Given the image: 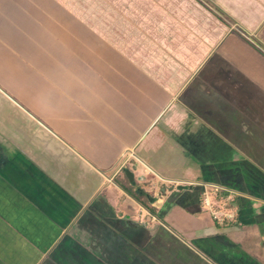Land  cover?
I'll return each instance as SVG.
<instances>
[{"label":"crops","instance_id":"1","mask_svg":"<svg viewBox=\"0 0 264 264\" xmlns=\"http://www.w3.org/2000/svg\"><path fill=\"white\" fill-rule=\"evenodd\" d=\"M165 1H135L141 70L105 55L99 86L38 100L25 48L57 12L0 0V264H264V0ZM203 183L237 193L235 221L201 206Z\"/></svg>","mask_w":264,"mask_h":264},{"label":"rangeland","instance_id":"2","mask_svg":"<svg viewBox=\"0 0 264 264\" xmlns=\"http://www.w3.org/2000/svg\"><path fill=\"white\" fill-rule=\"evenodd\" d=\"M38 1L35 0V2ZM48 1L52 5L51 8L48 6L50 8L48 12H57L56 15L50 16L53 24L55 22L63 29L58 30L57 26L48 24L47 38H52V40H48L47 45L37 38L35 32L32 33L31 46L25 48L31 52L32 76H27L26 82L19 88H26V93L27 90L32 89L37 93L39 92L37 99L42 100L52 88H55L53 91L63 92L64 89L76 86L87 87L94 78H96L99 86L103 81L104 68L106 70V65H109L105 55L106 58L109 55H115L122 60V67L118 62L110 63L109 66L115 71L123 70L126 65L141 70L136 63L135 37L138 33L150 34L152 32L147 27L146 30L141 31V23L149 22L150 18L142 19L141 12L135 11L136 0ZM162 2L167 4L165 0H144V4L147 6L152 3H155V6H162ZM223 3L225 2L223 1ZM224 19L225 21L228 20L226 17ZM236 32L240 35L249 36L247 32L245 33L239 28L234 30V33ZM119 39L124 41L120 44ZM144 46V53L150 54L152 47ZM138 49L140 50L141 47ZM17 54H19L18 51ZM94 57H96L95 60L92 59ZM46 64L49 72L47 75L49 76H45L44 69L41 70L39 67L41 65L43 68ZM68 97L71 99L73 96L68 95ZM73 100L78 102V96ZM128 157L129 154L126 152L121 156L117 169H120L119 167L125 162L127 164L122 172L135 164V159H128ZM1 169L0 171H2ZM143 186H145L146 191L152 190L151 182H144Z\"/></svg>","mask_w":264,"mask_h":264},{"label":"built area","instance_id":"3","mask_svg":"<svg viewBox=\"0 0 264 264\" xmlns=\"http://www.w3.org/2000/svg\"><path fill=\"white\" fill-rule=\"evenodd\" d=\"M127 162L119 169L123 170ZM201 188V206L209 211L212 217L219 223L233 222L237 219L238 213L234 209V202L237 193L217 184H199Z\"/></svg>","mask_w":264,"mask_h":264},{"label":"trees","instance_id":"4","mask_svg":"<svg viewBox=\"0 0 264 264\" xmlns=\"http://www.w3.org/2000/svg\"><path fill=\"white\" fill-rule=\"evenodd\" d=\"M124 173H125V171H123L122 174L126 178V175ZM125 189H127V191L129 190V193L131 195H133L145 207L150 209L152 212H156V210L154 208H152V206H151V202L153 201V198H152V195L150 193H146V192L137 193V192H134L132 189H129V188H125Z\"/></svg>","mask_w":264,"mask_h":264},{"label":"water","instance_id":"5","mask_svg":"<svg viewBox=\"0 0 264 264\" xmlns=\"http://www.w3.org/2000/svg\"><path fill=\"white\" fill-rule=\"evenodd\" d=\"M126 175L128 176V178L130 179V181H134V174L133 172H131L130 170L126 171Z\"/></svg>","mask_w":264,"mask_h":264}]
</instances>
